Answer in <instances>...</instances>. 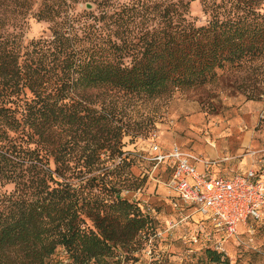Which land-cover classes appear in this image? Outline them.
Instances as JSON below:
<instances>
[{
	"label": "trees",
	"instance_id": "obj_1",
	"mask_svg": "<svg viewBox=\"0 0 264 264\" xmlns=\"http://www.w3.org/2000/svg\"><path fill=\"white\" fill-rule=\"evenodd\" d=\"M202 11L199 22L188 0H0V184L12 186L0 192V264H99L148 228L121 196L140 182L123 140L150 131L132 103L227 80L264 108V75H252L264 0ZM31 20L44 27L28 39Z\"/></svg>",
	"mask_w": 264,
	"mask_h": 264
},
{
	"label": "rangeland",
	"instance_id": "obj_2",
	"mask_svg": "<svg viewBox=\"0 0 264 264\" xmlns=\"http://www.w3.org/2000/svg\"><path fill=\"white\" fill-rule=\"evenodd\" d=\"M188 1L190 15L203 22L204 0ZM43 27L31 20L26 38L40 35ZM258 71L250 72L258 74L252 76L256 82L264 67ZM129 110L133 121L150 131L123 140L122 157L130 162L125 168L140 182L137 188L122 187L121 196L138 203L147 215L148 228L99 264H215L207 250L220 252V264H264V215L239 225L235 236L217 231L177 198L167 186L172 163L156 162L151 152L152 143L163 154L177 147L193 162L208 161L209 169L220 173H234L244 160L248 166L264 161L262 100H246L223 80L195 90H175L164 99L138 100ZM11 188L0 184V192ZM64 257L59 252L55 259Z\"/></svg>",
	"mask_w": 264,
	"mask_h": 264
},
{
	"label": "built area",
	"instance_id": "obj_3",
	"mask_svg": "<svg viewBox=\"0 0 264 264\" xmlns=\"http://www.w3.org/2000/svg\"><path fill=\"white\" fill-rule=\"evenodd\" d=\"M151 152L156 162L169 160L172 163L167 186L177 198L217 231L235 236L239 225L248 220L259 221L264 215V167L260 170L253 163L244 174L215 175L208 171V161L201 162L205 170L199 172L193 157L177 147L163 154L159 146L152 143Z\"/></svg>",
	"mask_w": 264,
	"mask_h": 264
},
{
	"label": "crops",
	"instance_id": "obj_4",
	"mask_svg": "<svg viewBox=\"0 0 264 264\" xmlns=\"http://www.w3.org/2000/svg\"><path fill=\"white\" fill-rule=\"evenodd\" d=\"M260 161H261V164H260ZM248 163L249 161H243L242 163H240V167L238 168L237 171H234V173H220L219 171L218 172H214L212 170L209 169V166H208V171L215 174V175H225V176H233L235 174H244L245 171L252 165L250 164L248 166ZM193 164L195 165V167L197 168V170L199 172H204L205 170V166L202 164V163H198V162H193ZM254 165L255 167H257L258 169H262L264 167V161L262 159H258L257 162H254Z\"/></svg>",
	"mask_w": 264,
	"mask_h": 264
},
{
	"label": "water",
	"instance_id": "obj_5",
	"mask_svg": "<svg viewBox=\"0 0 264 264\" xmlns=\"http://www.w3.org/2000/svg\"><path fill=\"white\" fill-rule=\"evenodd\" d=\"M90 6H91L90 4L87 5V7H90Z\"/></svg>",
	"mask_w": 264,
	"mask_h": 264
}]
</instances>
